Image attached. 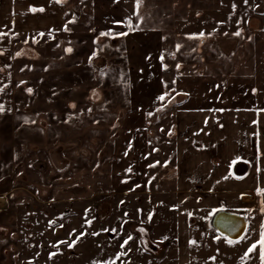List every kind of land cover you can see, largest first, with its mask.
<instances>
[{
	"label": "rangeland",
	"instance_id": "rangeland-1",
	"mask_svg": "<svg viewBox=\"0 0 264 264\" xmlns=\"http://www.w3.org/2000/svg\"><path fill=\"white\" fill-rule=\"evenodd\" d=\"M59 4L62 30L45 24L14 47L18 115H0V196L10 194L0 264H183L163 211L176 113L264 109V0ZM190 225L186 264H264L256 223L239 242L209 218Z\"/></svg>",
	"mask_w": 264,
	"mask_h": 264
},
{
	"label": "crops",
	"instance_id": "crops-1",
	"mask_svg": "<svg viewBox=\"0 0 264 264\" xmlns=\"http://www.w3.org/2000/svg\"><path fill=\"white\" fill-rule=\"evenodd\" d=\"M32 4L45 8V12L33 14ZM65 22L66 16L57 0H0V34L8 33L4 38L6 44H0V69H11L9 76L0 74V108L4 109L0 115L14 118L18 115L17 83L12 61L14 47L21 43L20 39L41 32L45 24L48 27L43 32L49 34L55 28L62 30ZM7 53L9 58L6 61ZM176 120L171 166L174 169L171 175L166 176L171 183L167 193L172 203L168 209L163 207V211L174 216L171 219L184 250L181 262L186 264L189 260L190 218H209L212 223L219 211L247 218L248 231L256 223L259 246L264 233V109L237 108L224 113L183 112L176 113ZM25 128L15 127L12 133L19 134L22 141L21 135H27L28 129ZM53 161L57 167L63 164L59 158ZM6 195L10 196H0L1 215L9 210ZM260 199V208H253ZM259 251L261 258L260 246Z\"/></svg>",
	"mask_w": 264,
	"mask_h": 264
},
{
	"label": "water",
	"instance_id": "water-1",
	"mask_svg": "<svg viewBox=\"0 0 264 264\" xmlns=\"http://www.w3.org/2000/svg\"><path fill=\"white\" fill-rule=\"evenodd\" d=\"M211 226L220 236L232 242H239L246 236L249 224L241 215L219 211L214 216Z\"/></svg>",
	"mask_w": 264,
	"mask_h": 264
},
{
	"label": "snow or ice",
	"instance_id": "snow-or-ice-1",
	"mask_svg": "<svg viewBox=\"0 0 264 264\" xmlns=\"http://www.w3.org/2000/svg\"><path fill=\"white\" fill-rule=\"evenodd\" d=\"M57 2H60V0H57ZM139 3L140 0H137V7H139ZM39 11H43V9H38ZM33 11H37V9H33ZM235 35L239 36L240 33L237 32L235 33ZM68 51H71V49H68ZM31 91V90H29ZM161 99H163V97H161ZM3 108H0V111H3ZM149 219H151V216H149ZM125 243H127V241H125ZM193 243H195V241H193ZM259 246L261 248V259L262 261H264V233L261 234V240L259 242ZM257 247V245H252V247L249 249V253L252 252L255 248Z\"/></svg>",
	"mask_w": 264,
	"mask_h": 264
},
{
	"label": "trees",
	"instance_id": "trees-1",
	"mask_svg": "<svg viewBox=\"0 0 264 264\" xmlns=\"http://www.w3.org/2000/svg\"><path fill=\"white\" fill-rule=\"evenodd\" d=\"M60 1H61V0H60ZM143 242H144V244H146V245H148V246H149V245H152V244L150 243V241H149L147 235H144Z\"/></svg>",
	"mask_w": 264,
	"mask_h": 264
}]
</instances>
